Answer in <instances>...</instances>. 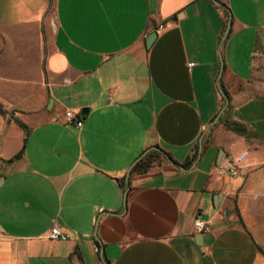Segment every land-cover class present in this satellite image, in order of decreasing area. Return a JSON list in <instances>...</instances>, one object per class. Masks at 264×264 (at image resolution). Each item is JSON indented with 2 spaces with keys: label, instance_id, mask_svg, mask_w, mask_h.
Instances as JSON below:
<instances>
[{
  "label": "crops",
  "instance_id": "obj_1",
  "mask_svg": "<svg viewBox=\"0 0 264 264\" xmlns=\"http://www.w3.org/2000/svg\"><path fill=\"white\" fill-rule=\"evenodd\" d=\"M0 104V264H264V0H0Z\"/></svg>",
  "mask_w": 264,
  "mask_h": 264
},
{
  "label": "built area",
  "instance_id": "obj_2",
  "mask_svg": "<svg viewBox=\"0 0 264 264\" xmlns=\"http://www.w3.org/2000/svg\"><path fill=\"white\" fill-rule=\"evenodd\" d=\"M191 67L192 65H188ZM65 117L68 121L74 122L76 127H81L82 121L81 119L77 118L74 114L68 112L65 114ZM246 156V153H242L236 162H230V161H224L219 166L215 168V173L218 176H224L229 175L231 177H237L240 173V164L244 157ZM194 229L198 233H207L209 232V227L206 225V223L201 220V218L198 216L194 219ZM69 238L68 234L64 231H62L58 226H53L49 233V239L52 241H60V240H67Z\"/></svg>",
  "mask_w": 264,
  "mask_h": 264
},
{
  "label": "trees",
  "instance_id": "obj_3",
  "mask_svg": "<svg viewBox=\"0 0 264 264\" xmlns=\"http://www.w3.org/2000/svg\"><path fill=\"white\" fill-rule=\"evenodd\" d=\"M6 112L4 111L2 105L0 104V115H5ZM230 129L237 132V133H243V129L240 125H236V124H232L230 126ZM23 154V150H21L20 152H18L13 158L12 160H17L19 158H21ZM158 157V153L157 152H150L148 153L146 156H144L141 160H139L132 168L131 170V174H142L144 172H146L149 168H150V164L156 160ZM189 164L188 161L185 162L184 166L186 167ZM119 183H121L120 180H118Z\"/></svg>",
  "mask_w": 264,
  "mask_h": 264
},
{
  "label": "water",
  "instance_id": "obj_4",
  "mask_svg": "<svg viewBox=\"0 0 264 264\" xmlns=\"http://www.w3.org/2000/svg\"><path fill=\"white\" fill-rule=\"evenodd\" d=\"M156 37V33L155 32H152V33H150L149 35H148V37H147V39H146V45H147V47H149L150 45H151V43H152V41L154 40V38ZM146 153H147V151H146ZM146 153H143L140 157H139V159H138V161L139 160H141L144 156H145V154ZM219 161V164H220V162L222 161V158L220 157L219 159H218ZM218 164V165H219ZM180 167V166H179ZM181 169H183L182 167H180Z\"/></svg>",
  "mask_w": 264,
  "mask_h": 264
}]
</instances>
